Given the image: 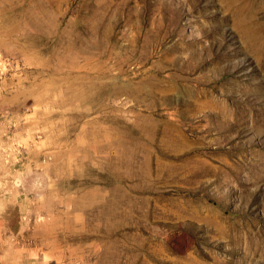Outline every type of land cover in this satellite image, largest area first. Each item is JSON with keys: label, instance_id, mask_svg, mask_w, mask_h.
I'll use <instances>...</instances> for the list:
<instances>
[{"label": "rangeland", "instance_id": "374dc122", "mask_svg": "<svg viewBox=\"0 0 264 264\" xmlns=\"http://www.w3.org/2000/svg\"><path fill=\"white\" fill-rule=\"evenodd\" d=\"M0 264H264V0H0Z\"/></svg>", "mask_w": 264, "mask_h": 264}]
</instances>
